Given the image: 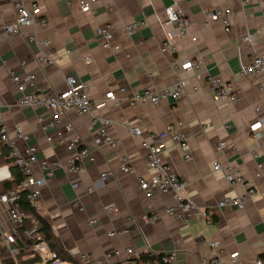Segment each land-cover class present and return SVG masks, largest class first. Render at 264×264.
Segmentation results:
<instances>
[{
  "label": "crops",
  "instance_id": "1",
  "mask_svg": "<svg viewBox=\"0 0 264 264\" xmlns=\"http://www.w3.org/2000/svg\"><path fill=\"white\" fill-rule=\"evenodd\" d=\"M175 1L191 20L189 35L184 37L176 36L168 22L166 8ZM32 2L40 4L47 24L26 25L20 35H8L5 26L16 19L18 5ZM214 7L231 8L229 32L219 21L205 25L207 11ZM132 22L141 24L129 34L125 25ZM106 24L116 31L112 49H105L97 35L98 27ZM247 35L251 41L244 40ZM32 36L37 40H31ZM44 40L51 44H43ZM165 42L173 49L163 50ZM43 54L51 61L42 64L38 58ZM257 54H264V29L262 9L256 2L243 6L240 0H97L94 11H83L79 0H0L1 120L21 152L34 145L38 159H59L64 165L72 155L66 145L69 134L60 141L54 129L39 126L41 118L44 122L52 120V111L22 105L25 94L44 89L63 92L67 76L73 75L90 84L93 101L109 92L118 97L117 102L109 101L92 115L68 110L60 124L64 128L72 123L81 141L93 149L100 118L108 117L114 123L107 131L119 139L115 147L103 144L93 149L94 160L83 158L82 172L58 168L47 177L36 207L51 223L65 250L81 264H139V257L127 256V248L136 250L140 259L143 254L175 252L173 264H202L201 258L216 254L229 260L235 252L241 264H257L259 258L264 261V131L260 129L258 135L252 131L264 114V73L240 74L241 66ZM189 57L202 61L203 77L181 69L175 72L174 62ZM12 74L33 78L25 92L12 82ZM177 75L186 80L179 99L131 104V99L144 90L171 86ZM210 77L231 80L238 100L217 99L209 86ZM257 104L262 105L261 112L255 110ZM177 120L183 121L192 158L185 160L184 152L171 139L165 141L160 158L184 182L182 193L213 217L211 224L201 213L188 222L166 214L165 209L176 203L174 195L160 193L147 198L139 187L141 178L150 180L158 170L149 168L141 138L128 126H141L147 136ZM18 126L29 140L17 137ZM49 134L52 142L47 140ZM220 142L226 143L224 149L218 148ZM126 159L130 170L122 171ZM216 161L236 164L256 186L257 194L243 209L217 208L219 200L242 195L244 190L226 180L223 171L214 167ZM6 165L12 175L5 179L9 180L13 169ZM32 169L37 176L43 174L39 163ZM103 172H111L106 185L88 192ZM75 182L79 184L76 188ZM8 208L1 197L0 233L11 230ZM146 213L160 216L145 222L142 217ZM114 230L121 234L109 236ZM210 239L220 242L217 250L210 246ZM115 250L121 251L120 257L113 254ZM84 255L87 261L82 259Z\"/></svg>",
  "mask_w": 264,
  "mask_h": 264
},
{
  "label": "built area",
  "instance_id": "2",
  "mask_svg": "<svg viewBox=\"0 0 264 264\" xmlns=\"http://www.w3.org/2000/svg\"><path fill=\"white\" fill-rule=\"evenodd\" d=\"M97 0H79V4L83 11H94V3ZM243 6L256 2L262 9V29H264V0H240ZM166 14L168 22L174 26V34L179 37L189 35V27L191 25L190 18L184 13L182 8L178 5V2H173L166 8ZM231 8L214 7L207 11V19L205 25H209L211 21H219L225 26L226 31L231 30ZM47 19L41 15V6L38 2H32L29 5H18V14L14 22L5 26V32L10 36H17L22 33L23 26H45ZM141 22H132L125 25V30L129 34H133ZM115 28L110 25H102L97 29V35L102 42L105 49H112L113 40L115 38ZM193 41H197L196 36H191ZM31 40L36 41V36H32ZM245 41H251V36L244 37ZM43 44L49 46L50 40H44ZM173 49L169 42L163 44V50L169 51ZM90 59V58H88ZM38 60L44 64L51 59L47 54L39 56ZM175 72L178 70L191 71L196 74L197 77H203L202 61L199 58H187L185 60H176L173 64ZM264 73V54L255 55L248 64L241 66L240 74L242 76ZM33 78L30 76L28 79H21L18 75L12 74L11 80L17 84L18 90L25 92L28 82ZM67 88L63 92H50L46 89L39 90L33 93H27L21 100L22 105L43 107L52 111V120L44 122L39 119V126L44 130L54 129L56 136L60 139L65 138L66 134L70 135V139L66 142L67 149L71 151L72 155L68 161V164L64 165L61 160L55 159L54 161H48L47 159H38L36 153V147L29 145L26 153L20 151L15 146L14 140L9 136L7 128L2 124L1 110H0V138L1 141L11 148V155L14 159V163L22 170L24 179L18 185L15 190H12L4 196L0 195V198L4 199L9 205L8 219L11 223V230L7 233H0L2 243L9 249L12 256H16L20 250V244L18 239L24 240L25 237L31 239V249L39 256L40 260L35 264H70L68 261L62 259L55 251H53L47 243L40 241L41 237L37 231L33 233L28 229H22V226L27 219V215L22 211L18 205L19 192H25L27 199L36 204L39 196L41 195L42 188L46 185L47 177L54 174L58 168H64L67 172L78 173L85 169L83 158L89 157L91 161L94 160L93 149L103 144H108L112 147L117 146L119 139L112 136L107 131V126L114 123V120L108 117L100 118L101 125L93 138V149L87 144L83 143L80 136L76 133L74 125L72 123H66L64 128L60 127L68 110L75 109L82 115H92L95 109L104 108L109 101H118V97L113 92H109L104 98L98 101H93L90 96V84L85 81L77 79L73 75H69L66 78ZM186 80L180 76H176L174 83L169 87H164L157 91L144 90L141 93L136 94L131 99V104H159L163 100H177L184 92ZM209 86L214 93V96L220 100H226L236 102L239 98L238 94L234 90L233 82L231 80H225L221 77H210ZM255 110L262 111V105L257 104ZM264 131V114L258 118L253 124L252 131L255 135L259 134V130ZM128 130L135 136L141 138V145L147 152V165L149 168H156L158 173L150 180L141 178L139 180V187L144 192L147 198H152L160 193H172L176 199V203L165 209V213L176 217L179 220L188 222L189 219L196 213H201L205 217L208 224H211L213 217L206 213L199 204L192 198L185 196L182 191L185 186L184 182L178 176V174L171 168L164 164L160 158L161 149L167 139H171L176 143L184 152V159L190 160L192 158L190 152V144L187 139V135L184 129L183 121L177 120L168 124L161 131L150 132L147 136L144 135V130L141 126H128ZM16 135L24 140H29V136L23 132L21 126L17 127ZM47 140L52 142L54 140L51 134L47 135ZM226 147L225 142H220L218 148L224 149ZM257 157V154H255ZM39 163L40 169L43 174L37 176L34 174L32 165ZM128 159L121 165L122 171H129L130 166ZM216 169L223 171L226 180L235 185H239L243 188L244 192L238 196H227L219 200L216 204L217 208L245 207L246 202L257 194L256 186L248 180L243 170L232 162L222 163L216 161L214 163ZM111 172H103L100 178L91 184L88 188V192H93L95 189L100 188L108 182ZM11 172L9 166H3L0 168V180L10 178ZM78 182L73 183L76 188ZM84 209V207H81ZM159 213L144 214L142 219L145 222H151L159 218ZM95 220L91 221L94 224ZM121 234V231H110L109 236H117ZM210 246L217 250L220 246L218 240L210 239ZM30 248V247H29ZM115 256H121L120 250H115L113 253ZM126 254L128 257L134 255L139 257V264H173L175 261V252L165 253L161 255H151L150 258L143 260L140 259L139 254L133 248H127ZM111 256V254L107 255ZM82 259L87 261L88 257L83 256ZM202 264H241L240 255L238 252L231 254L229 260L221 258L220 254H216L213 258H201ZM98 264H108L103 261H99ZM257 264H264L263 259L259 258Z\"/></svg>",
  "mask_w": 264,
  "mask_h": 264
},
{
  "label": "trees",
  "instance_id": "3",
  "mask_svg": "<svg viewBox=\"0 0 264 264\" xmlns=\"http://www.w3.org/2000/svg\"><path fill=\"white\" fill-rule=\"evenodd\" d=\"M1 129V125H0ZM12 165L13 177L12 179L0 181V194H6L15 190L21 181L24 179L22 170L14 163L11 155V148L5 145L0 138V166ZM18 205L22 211L27 215L22 229H35L41 237L40 241H44L48 246L55 251L62 259L68 261L70 264H81L73 255L65 250L57 240L53 233L51 223L47 221L37 210L36 204H32L26 196L25 192H19ZM20 244L19 253L14 257L11 255L9 249L2 243L0 236V260L2 264H35L40 258L30 248L26 249V244L23 240L18 239ZM143 260L150 258L149 254L141 256Z\"/></svg>",
  "mask_w": 264,
  "mask_h": 264
},
{
  "label": "rangeland",
  "instance_id": "4",
  "mask_svg": "<svg viewBox=\"0 0 264 264\" xmlns=\"http://www.w3.org/2000/svg\"><path fill=\"white\" fill-rule=\"evenodd\" d=\"M35 229H30V231H32L33 233L35 232L34 231ZM24 242H25V244H26V249H28L29 247H32V244H31V239H29L28 237H25V239L23 240ZM0 264H2V262H1V260H0Z\"/></svg>",
  "mask_w": 264,
  "mask_h": 264
}]
</instances>
